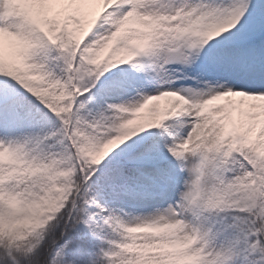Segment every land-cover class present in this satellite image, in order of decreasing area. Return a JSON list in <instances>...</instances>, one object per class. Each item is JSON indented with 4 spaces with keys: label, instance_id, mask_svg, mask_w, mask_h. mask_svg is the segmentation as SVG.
I'll return each instance as SVG.
<instances>
[{
    "label": "snow or ice",
    "instance_id": "6c2138e0",
    "mask_svg": "<svg viewBox=\"0 0 264 264\" xmlns=\"http://www.w3.org/2000/svg\"><path fill=\"white\" fill-rule=\"evenodd\" d=\"M0 264H264V0H0Z\"/></svg>",
    "mask_w": 264,
    "mask_h": 264
},
{
    "label": "rangeland",
    "instance_id": "374dc122",
    "mask_svg": "<svg viewBox=\"0 0 264 264\" xmlns=\"http://www.w3.org/2000/svg\"><path fill=\"white\" fill-rule=\"evenodd\" d=\"M110 53L109 52H104L101 54V60L103 61ZM157 103L161 108L164 107L166 101L165 100H161V101H158V102H155ZM146 116V112H141L138 114L137 116V121H139L141 118L145 117Z\"/></svg>",
    "mask_w": 264,
    "mask_h": 264
}]
</instances>
